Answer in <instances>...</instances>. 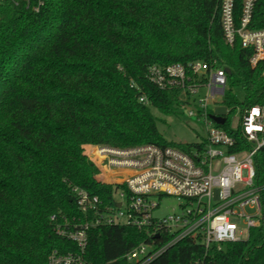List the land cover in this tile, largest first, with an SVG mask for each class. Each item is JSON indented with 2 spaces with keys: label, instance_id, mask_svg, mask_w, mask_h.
<instances>
[{
  "label": "trees",
  "instance_id": "1",
  "mask_svg": "<svg viewBox=\"0 0 264 264\" xmlns=\"http://www.w3.org/2000/svg\"><path fill=\"white\" fill-rule=\"evenodd\" d=\"M241 11L236 0L238 25ZM249 27L264 28V0ZM253 54L240 39L226 43L218 0H45L39 12L0 4V264H51L54 250L78 251L56 231L84 221L73 188L105 201L114 191L95 181L98 168L85 146L193 144L159 131L151 108L170 115L186 102L179 90L148 81L153 64L202 60L228 68L223 102L230 110L219 114L224 124L211 121L250 146L231 120L264 105V61L252 67ZM143 93L149 104L139 100ZM254 162L255 182L263 186L264 146ZM261 202L262 224L248 239L208 251L184 240L150 264H264V189ZM144 239L132 226L93 227L83 264H129L123 256Z\"/></svg>",
  "mask_w": 264,
  "mask_h": 264
},
{
  "label": "built area",
  "instance_id": "2",
  "mask_svg": "<svg viewBox=\"0 0 264 264\" xmlns=\"http://www.w3.org/2000/svg\"><path fill=\"white\" fill-rule=\"evenodd\" d=\"M257 1L242 0L238 25L236 0H218L226 43L234 47L240 39L244 48H253L250 62L254 68L264 61V28L249 27ZM6 2L25 5L34 12L45 5V0H0V4ZM146 78L161 90H179L186 105L195 106L188 115L203 119L206 135L188 150L152 143L123 148L85 146L96 153L94 160L85 150L98 168L95 181L114 186V191L105 201L85 187L73 188L84 221L57 225L56 231L74 241L78 251L54 250L49 256L51 264H83L88 232L93 227L132 226L143 231L145 239L123 258L129 264H150L181 241L189 240L206 251L221 249L224 243L248 239L250 230L262 224L264 185L255 182L254 157L264 146V105L245 110L238 125L232 126H240L250 143L244 146L211 121L212 114L219 115L214 107L221 103L218 98L224 97L228 84L225 67L202 60L153 64ZM135 85L132 82L131 86ZM139 100L150 103L144 93ZM165 196L178 199V211L162 213ZM247 208L254 213H248ZM51 219L55 221L56 217Z\"/></svg>",
  "mask_w": 264,
  "mask_h": 264
},
{
  "label": "rangeland",
  "instance_id": "3",
  "mask_svg": "<svg viewBox=\"0 0 264 264\" xmlns=\"http://www.w3.org/2000/svg\"><path fill=\"white\" fill-rule=\"evenodd\" d=\"M204 95V91L202 92ZM234 93L238 99L242 100L244 98V92L241 87H234ZM214 107L217 114H226L229 112L230 108L223 102ZM222 99V100H221ZM190 108L195 106L184 105L175 114H164L160 112L156 107H152V113L156 118L157 126L161 134L168 140L179 142V143H194L200 141L206 135V127L203 119L195 117H190L188 111ZM240 120L239 111L232 117V126H237ZM156 200V198H154ZM179 201L177 198L172 196H165L161 201V210L163 214H169L173 211H178ZM248 213H254V210L247 208Z\"/></svg>",
  "mask_w": 264,
  "mask_h": 264
},
{
  "label": "water",
  "instance_id": "4",
  "mask_svg": "<svg viewBox=\"0 0 264 264\" xmlns=\"http://www.w3.org/2000/svg\"><path fill=\"white\" fill-rule=\"evenodd\" d=\"M226 70H227V72L230 71L228 68H227ZM211 118H212L215 122H217V123H219V124H224L225 121H226V118H225L224 116H221V115L212 114V115H211Z\"/></svg>",
  "mask_w": 264,
  "mask_h": 264
},
{
  "label": "bare ground",
  "instance_id": "5",
  "mask_svg": "<svg viewBox=\"0 0 264 264\" xmlns=\"http://www.w3.org/2000/svg\"><path fill=\"white\" fill-rule=\"evenodd\" d=\"M90 153L92 154L93 157L96 158V153H95V151L93 149H91Z\"/></svg>",
  "mask_w": 264,
  "mask_h": 264
}]
</instances>
